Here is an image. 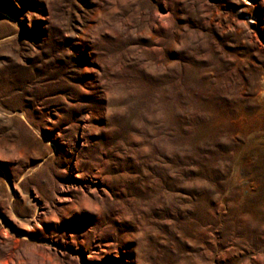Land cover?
Wrapping results in <instances>:
<instances>
[{
  "label": "rangeland",
  "instance_id": "374dc122",
  "mask_svg": "<svg viewBox=\"0 0 264 264\" xmlns=\"http://www.w3.org/2000/svg\"><path fill=\"white\" fill-rule=\"evenodd\" d=\"M0 264H264V0H0Z\"/></svg>",
  "mask_w": 264,
  "mask_h": 264
},
{
  "label": "bare ground",
  "instance_id": "6f19581e",
  "mask_svg": "<svg viewBox=\"0 0 264 264\" xmlns=\"http://www.w3.org/2000/svg\"><path fill=\"white\" fill-rule=\"evenodd\" d=\"M26 231H28V230H26Z\"/></svg>",
  "mask_w": 264,
  "mask_h": 264
}]
</instances>
